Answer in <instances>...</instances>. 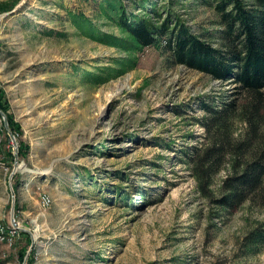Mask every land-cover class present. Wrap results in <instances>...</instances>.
<instances>
[{
    "label": "rangeland",
    "instance_id": "1",
    "mask_svg": "<svg viewBox=\"0 0 264 264\" xmlns=\"http://www.w3.org/2000/svg\"><path fill=\"white\" fill-rule=\"evenodd\" d=\"M98 1L0 0V87L22 129L15 142L0 133V264H264V242H248L264 207L221 206L228 169L205 195L188 160L205 141L202 101L233 83L156 47L124 66L129 53L73 23L84 13L120 34ZM159 2L190 30L217 31L205 0Z\"/></svg>",
    "mask_w": 264,
    "mask_h": 264
},
{
    "label": "trees",
    "instance_id": "2",
    "mask_svg": "<svg viewBox=\"0 0 264 264\" xmlns=\"http://www.w3.org/2000/svg\"><path fill=\"white\" fill-rule=\"evenodd\" d=\"M172 1L177 4L179 0ZM205 1L217 15L215 32L190 30L179 14L159 0H99L96 18L107 19L120 34L104 32L84 13H73V23L83 33L129 53L117 60L124 66L136 62L137 52L156 47L178 64L232 82L234 88L227 96L202 101L205 114L199 121L205 127V141L191 150L188 160L205 195L213 192L215 175L228 169L221 182L222 196L217 199L221 206L249 202L264 207V0ZM134 7L140 11H133ZM164 9H168L165 17L161 15ZM94 76L103 78L101 73ZM0 110L7 115L12 131L20 135L21 126L15 122L1 87ZM237 121L244 123L245 132L234 131ZM0 125V133H5L6 127ZM7 142V135L0 137V152ZM19 151L20 156L27 154L25 142L21 141ZM5 155L10 161L14 158L12 151ZM21 234L29 238L27 232ZM248 238L251 245L263 243L264 227L252 230ZM25 246L18 251L21 259Z\"/></svg>",
    "mask_w": 264,
    "mask_h": 264
},
{
    "label": "water",
    "instance_id": "3",
    "mask_svg": "<svg viewBox=\"0 0 264 264\" xmlns=\"http://www.w3.org/2000/svg\"><path fill=\"white\" fill-rule=\"evenodd\" d=\"M0 114L2 115V117H3V121L5 122V126H6V128H7V130H8V134H9V137L11 138V139H13L14 140V142H15V140H16V137L14 136V134H13V132H12V130H11V127H10V124H9V122H8V119H7V115L2 111V110H0ZM16 151V150H15ZM16 157H15V164L17 163V151H16ZM16 169V168H15Z\"/></svg>",
    "mask_w": 264,
    "mask_h": 264
},
{
    "label": "built area",
    "instance_id": "4",
    "mask_svg": "<svg viewBox=\"0 0 264 264\" xmlns=\"http://www.w3.org/2000/svg\"><path fill=\"white\" fill-rule=\"evenodd\" d=\"M49 202H50V197L48 195H44L43 196V203L44 204H49Z\"/></svg>",
    "mask_w": 264,
    "mask_h": 264
}]
</instances>
